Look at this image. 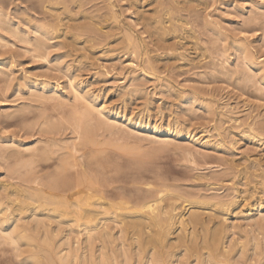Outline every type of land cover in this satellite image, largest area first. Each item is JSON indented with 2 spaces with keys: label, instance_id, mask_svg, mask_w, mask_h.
I'll use <instances>...</instances> for the list:
<instances>
[{
  "label": "rangeland",
  "instance_id": "rangeland-1",
  "mask_svg": "<svg viewBox=\"0 0 264 264\" xmlns=\"http://www.w3.org/2000/svg\"><path fill=\"white\" fill-rule=\"evenodd\" d=\"M0 21V199L13 201L9 212L26 238L15 246L0 235V264L32 256L35 264H264V0H0ZM15 32L37 38L40 54ZM245 56L262 69L248 70ZM90 95L132 123L181 136L119 121L95 128L92 140L78 137L73 121ZM190 133L214 145L187 142ZM59 157L66 170L56 174ZM80 189L111 214L89 215L97 224L90 246L71 222L75 207L46 203ZM155 192L185 219L198 211L203 224L175 218L165 250L151 243L140 253L139 230L124 212L136 215ZM184 234L197 243L186 245ZM67 248L82 259L61 262Z\"/></svg>",
  "mask_w": 264,
  "mask_h": 264
},
{
  "label": "bare ground",
  "instance_id": "bare-ground-1",
  "mask_svg": "<svg viewBox=\"0 0 264 264\" xmlns=\"http://www.w3.org/2000/svg\"><path fill=\"white\" fill-rule=\"evenodd\" d=\"M253 21L255 22V19L252 18V17L251 18L249 17L246 22L248 24H251V23H253ZM32 30L34 32H36V33H39L40 35H43V36H45L47 34V30L41 29L38 26H32ZM18 31H21V30H18ZM19 33L15 32V34L17 35V37H19V39L21 41H24L26 43L32 44L34 46V50L37 51L38 54H40L39 53L40 51H38L39 50V47L41 45L40 41L37 40V38H36V40L33 41L32 36L30 37V35L27 34L26 32L24 33V35H20ZM22 33H23V31H22ZM134 38L131 35H127L126 40H127V42L129 44L133 43L132 48L134 47V49L136 51V49L138 47L136 45L137 42H134V40H135ZM128 43H127V45H128ZM243 59H244L246 65L249 68L248 70H251V71L255 70L257 72L262 67V66L259 67L258 66V63L255 62L254 59L252 60V59L248 58L247 56H245ZM263 70H262V72H263ZM258 75H260L259 76V78H260L263 74L261 75L259 73ZM249 76H251V75H249ZM69 82H70L69 85L72 88V90L74 91V94L75 95H79V93H80L79 92V89L80 88L77 86V84L74 83L71 80ZM42 88H43V90H45V88H46L47 89V92H45V93L47 95H50V96L52 95L51 97H53V98H56V97L59 98L61 96L63 97V95H64V93L62 94L61 91H60L61 88L59 90V88H57L55 85L53 86V84L52 85H50V84L49 85H45L44 84V85H42ZM87 97H85L86 100H85V104L83 105L84 106L83 107V112L79 115L78 118L74 119V121H73V124H74L73 127H74V130H75V132H76V134H77L78 137H80V135L81 136L83 135L85 137V139H87V140L88 139H91L92 140L91 133L93 132V130L95 128H99L101 126H104V127H107V128H111V127H113L119 121H121V123L123 125H125V126L133 125V128L135 130H138V132L140 131V132H144L146 134H151L154 137L173 138V137H177L181 133V132L179 133L178 131H176L174 129L173 130L170 129V130L165 131L159 125L150 124L149 122H141V121H139L140 123H138V124H135L134 122L132 123V119L123 118L122 116L117 115L116 112L115 113L114 112H111L102 103H98L97 101H95V98H93L91 95L90 96H87ZM179 136H181V135H179ZM184 139L187 140V142L196 143V144H198V145H200L202 147H212L214 145V142L207 135L199 136V135H197L195 133L194 134H191L190 133V134H187L184 137ZM67 146H69V145H67ZM75 146H76V143L74 142L72 144L71 150ZM25 150H27V147L25 148ZM69 156L71 157L73 155L71 154ZM58 160L60 162V165H59V168L60 169H59V171L56 174H58V173L60 174L61 171L66 170L64 164H65V162H67V160L64 157L63 158L62 157H59ZM83 193H84V190H82V189H80V190H74L71 193L72 200H69L68 201V199H66V200H63V201H60V200L58 201V200H53V199H46L47 200L46 203L53 204V205H61V207H64L65 206L63 209L71 208V206H72V208L75 207L74 211L72 210L74 212V214H73L74 215L73 216L74 217L73 218L74 221H71V222H73V223L75 222V226L77 228H81V226H83L82 227L83 229H77V228H75V229L77 230L78 233H80L81 230H85V233H86V244L85 245L90 246L91 243H92L91 241L93 240L92 237H94V233H95L94 231L97 229V224L95 222H93V223L91 222V218L89 217V215H91V214H98V215H101L102 217L104 215H106V217L110 219L111 218L110 217L111 214L108 217L109 212L107 210H105V208L103 209V202H100V201L99 202H91L92 201L91 200V196L88 193H85L86 194V197L83 199V197H82V194ZM81 200L82 201L84 200L85 203L82 204ZM161 201H162L161 195H159V192H155L152 195H149V196L143 198L142 205H141V207L138 208V210L137 209H136V211L133 210L136 215H133V213H131L130 211L127 212L125 210L126 212H124V214L126 215L125 217L126 218H129L128 219V224L131 227L135 228V229L138 228V230H139V235H137L138 236L137 237L138 239L136 241H137V248H138V251L140 253H142L143 251H145V249L147 250L146 247L149 244H150L151 247H153L151 245V243H153V245H156V246L160 247V249L161 248H164L166 246V243H167L165 241V238H167V235L170 233V231H172L170 224H172L171 222L174 223V220L173 219H175V218L178 220L179 224L181 226H183V227H184V225L186 223H189V222L194 223V224H203V220L201 218V214L198 211H192V212H190L189 218L188 219H185L184 216H183V214L181 213L182 211L181 212H178V207H177V203L176 202H173L172 201V202H169L167 205H163V204H161ZM12 203H13V201L11 199H10V201H2L0 199V214L2 215V216L0 215V235L4 238V240H6L7 242H9L10 244H13L15 246H19L20 244L25 243L26 238L22 235V233L20 232V230H18L19 229V226L16 224V220L17 219H15V217L13 216L14 213L12 214L11 211L9 212V207H10V204H12ZM15 205H18V203L15 204ZM53 207H55V206H53ZM144 207H146L148 209V210H146L148 212H146V211L144 212L143 209H142L143 211L140 209V208H144ZM257 209L260 211V213L262 212L260 210L261 209L260 206H258ZM112 210L113 209H111V211ZM7 211H8V214H4ZM113 213H114V211H113ZM116 214L113 215L114 219L119 217L118 214L117 215ZM222 214H224V213L222 212ZM122 216H123V214H122ZM106 217H105V219H107ZM123 219H121V220H123ZM263 220H264V218H263ZM120 221H119V223H121ZM260 225H261V223H260ZM143 229H149L150 232H152L151 233V236L150 237L144 236L143 233L145 231H143ZM210 229L205 228V231H204L205 234H206L205 241H207V243L210 246L216 247L219 244L220 241L217 238H214V235H212L211 232L209 231ZM107 231H106V233L108 234ZM78 233H76V234L78 235ZM102 233L103 232H101V234ZM103 235H104V233L102 234V236ZM111 235H112L111 233H110V235H108L109 238H110ZM105 237H106V235H105ZM183 240H184V242H185L186 245L196 244L197 243L196 238L193 235H190V236L185 235L183 237ZM84 246H83V248H84ZM67 249H68V251L65 254L59 255L60 252L57 254V257L59 258V260L60 261L62 260L61 262H63V259L65 257H67V258L70 257V259L72 258V260H73V259H77L80 256H82V255L78 256L79 254H77L75 252H72L71 250H69V248H67ZM160 249H159V251H160ZM164 250H165V248H164ZM155 252H156V250L154 251V253ZM129 254L126 253L125 255H127V257H129ZM145 255H146V252H145ZM145 255H144V257H145ZM155 255L158 256L157 254H154V255H152V258L155 259V260H157L158 257H156ZM32 257H29V258L24 259L23 262L26 263V264H35V262L33 261V258ZM82 257H81V259H82ZM102 257L107 258L106 257V254H102L101 259H102ZM208 258H211L210 257V254L208 255ZM114 259L116 260V258H114ZM125 259H127V258H125ZM60 261H58V262L60 263ZM93 261H91V262H93ZM106 262L107 261H105V260L102 259L101 264H107ZM114 263H115V261H114ZM85 264H89V262L87 261ZM108 264H109V262H108Z\"/></svg>",
  "mask_w": 264,
  "mask_h": 264
}]
</instances>
